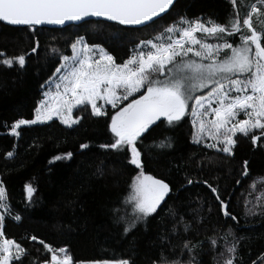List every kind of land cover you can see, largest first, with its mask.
<instances>
[{"label": "trees", "instance_id": "obj_1", "mask_svg": "<svg viewBox=\"0 0 264 264\" xmlns=\"http://www.w3.org/2000/svg\"><path fill=\"white\" fill-rule=\"evenodd\" d=\"M243 3L250 5L255 0ZM248 10L239 0L235 10L230 0H176L169 13L140 28L101 20L35 29L0 22V53L4 54L0 59L20 55L26 59L24 68L0 64V183L6 189L9 206L3 231L6 238L26 249L23 264L50 260L51 254L39 243L41 240L53 249L66 248L75 264L105 259L158 264L161 258L150 246L155 225L162 220V208L124 233L128 225L120 218L131 215V206L124 201L139 169L129 163L130 153L100 147L113 142L109 125L116 109L107 107L103 117L91 115L89 107L74 110L73 116L80 119L71 128L54 119L21 126L19 136L9 132L16 121L33 119L44 84L60 65L61 56L71 54L72 43L83 37L85 43L100 46L116 63H123L141 41H148L181 17L228 25L234 12L243 18ZM253 20L258 31L264 29L255 16ZM197 35L205 42L223 43L215 37ZM227 39L239 43L238 35ZM33 47H37L36 52H32ZM253 134L260 137L255 145L251 135L237 134L230 156L194 143L187 114L174 126L158 121L137 144L145 173L169 184L166 199L179 203L190 193L204 194L210 200L209 206L188 210L173 224L190 247L197 246L194 254L201 264L222 261L220 253L227 255L233 243L237 247L234 264H264V135L260 130ZM166 138L171 141L170 148L156 146ZM82 144L88 148L82 149ZM8 152L13 156L8 157ZM69 152L71 158L54 159ZM244 161H248V176L242 175ZM254 182L256 187H252ZM29 184L35 189L31 200L25 190ZM221 201L227 205L229 216L224 215ZM17 215L19 221L14 219ZM211 240L217 242L215 247Z\"/></svg>", "mask_w": 264, "mask_h": 264}, {"label": "snow or ice", "instance_id": "obj_2", "mask_svg": "<svg viewBox=\"0 0 264 264\" xmlns=\"http://www.w3.org/2000/svg\"><path fill=\"white\" fill-rule=\"evenodd\" d=\"M230 3L234 10L238 7V0H230ZM174 4L175 0H0V22L35 29L41 25H63L88 17H103L120 25L149 26L169 13ZM239 5L247 7L248 12L243 18L238 11L234 12L228 25L181 17L179 25L165 27L155 37V42L141 41V45L150 46L147 53L138 45L140 50L123 63H116L103 48L91 46L79 37L71 45L72 55H62L60 66L55 69V73H62L55 85V95L45 94L54 102L42 101L36 109L35 119L16 121L11 135L19 136L21 126L44 123L54 117L71 128L80 119L73 117L74 110L83 111L89 106L91 115L95 117L106 115L105 105L116 109L109 125L113 142L100 147L130 153L129 163L139 169L131 180L130 192L124 201L126 206H131V215L120 218L128 225L124 228L127 234L138 222H146L157 213L170 192L168 183L145 173L142 153L137 147L142 136L158 121H167L169 126H174L191 107L196 129L193 142L199 144L209 138L215 143L207 144L208 148L230 156L237 144L234 139L237 134L251 135L254 145L260 138L253 134L254 130H260L264 135V29L258 31L253 20L255 16L258 23L264 24V0H255L250 5L239 0ZM197 34L215 37L223 43H207ZM237 35L238 44L228 42L227 37ZM37 47H33L32 52H36ZM3 56L0 53V57ZM25 63V55L0 59V64L7 67L18 64L24 68ZM204 89H209L206 95L195 94ZM137 93L138 98L118 107ZM100 101L103 103L99 104ZM190 101L194 103L190 105ZM241 114L244 119L238 118ZM156 146L170 148L172 145L166 138ZM81 148L86 149L88 145L82 144ZM7 156L12 157L13 153L8 152ZM71 157L69 152L66 157L56 156L54 159ZM242 175H249L248 161H244ZM188 183L193 181L188 180ZM252 187H256L255 182ZM25 190L31 200L35 189L29 184ZM211 191L217 193L216 188ZM216 199H220L218 194ZM6 200V189L0 183V207L7 211ZM221 208L225 216L230 215L223 201ZM170 215L175 217L176 214L170 210ZM231 218L236 219L234 216ZM14 219L19 221L21 217L17 215ZM4 220L5 216L0 214V264H23L22 258L28 253L18 242L5 237ZM31 239L36 241L37 237ZM39 243L51 254L50 264H75L66 248L53 249L42 240ZM211 244L215 247L217 242L211 240ZM183 247L187 250V261L169 260L161 255L158 264H201L194 254L196 245L190 247L185 243ZM226 251L227 255L220 253L223 259L217 264H234L236 243ZM79 264L132 262L130 259H105Z\"/></svg>", "mask_w": 264, "mask_h": 264}, {"label": "rangeland", "instance_id": "obj_3", "mask_svg": "<svg viewBox=\"0 0 264 264\" xmlns=\"http://www.w3.org/2000/svg\"><path fill=\"white\" fill-rule=\"evenodd\" d=\"M202 22H204V21H202ZM179 23H180V21L178 23H175V24L179 25ZM157 35L153 36L149 40H153L155 42V37ZM173 37L175 38V34H173ZM207 43H210V42H207ZM213 44H218V43H213ZM138 45L140 46V48H142L145 51V53H147V51L150 49V46L141 45V43ZM137 46L134 48L132 55H134L136 52H138L140 50V49H138ZM71 55H72V49H71V54L69 56H71ZM96 58H98V53H97ZM60 75H62V73H60V74L54 73L52 75V77L44 84V86L42 88V96H41L40 101L38 102L37 107H40L41 102L45 101V100H49V102H54V101H51L49 97H46L45 94L49 93L52 96L55 95V93H56L55 85L57 83H59V76ZM208 91H209V89H204L202 91H198L195 94L196 95H206ZM137 95H139V93L135 94V96H137ZM130 98H132V97H129V99L127 101H122V103L120 105H118V107H122V106L126 105L127 103H129ZM98 103L102 104L103 102L100 101ZM189 103L191 105L194 103V101H190ZM107 107H111V106L105 105V110ZM89 108L91 109L90 106H89ZM35 117H36V110H35L33 119H35ZM188 117H189L190 122L192 124V129H193V133H194L196 131V129L193 127V117L191 115V107L189 108V111H188ZM238 118L244 119L245 117L243 116V114H241ZM54 119H56L57 121L60 122V120L57 119L56 117H54L52 120H54ZM46 122H48V121H46ZM11 128H12V126H11ZM11 128L9 129L10 133H11ZM192 141H193V139H192ZM211 143H215V141H213L209 138H205L199 144L206 146L207 144H211ZM217 147H222V146L218 145ZM166 198H167V196L165 197V201L162 202V205L160 207V208H162L161 212H160L162 214V220L159 224L155 225V235H154L152 245L150 246V248H151L153 254L159 255V256L163 255V256L167 257L169 260H177L178 259V260L187 261L188 255H187V252L184 250V247H183L184 244L187 242L186 237L184 236V234L179 233V231H177L174 228L173 224L178 220V218L184 212H187L188 210H191V212H192L193 210L195 211L197 208H199L198 206H200V205L201 206L202 205L203 206H205V205L209 206L211 203H210V200L204 194H200V195L195 196L193 194L188 193L186 196H184L181 199V201H179V203H175V202H173V200L166 199ZM170 210L176 214L175 217L170 215ZM0 213L2 215H5L7 213V211L4 208L0 207ZM182 251H183V255L181 254ZM86 262H89V261H86ZM43 264H50V260L46 263H43Z\"/></svg>", "mask_w": 264, "mask_h": 264}, {"label": "water", "instance_id": "obj_4", "mask_svg": "<svg viewBox=\"0 0 264 264\" xmlns=\"http://www.w3.org/2000/svg\"><path fill=\"white\" fill-rule=\"evenodd\" d=\"M176 1V0H175ZM90 20H101V21H106V22H111V23H116L118 24L116 21H109L103 17H88L85 18L84 20L81 21H68L65 22V24L63 25H41V26H36V27H42V28H62L65 26H69V25H76V24H80L86 21H90ZM2 24L8 25L6 22H1ZM120 25V24H118ZM9 26H13V25H9ZM121 26H125V27H132V28H140L143 27L144 25H140V26H129V25H121ZM13 27H26V26H13Z\"/></svg>", "mask_w": 264, "mask_h": 264}]
</instances>
